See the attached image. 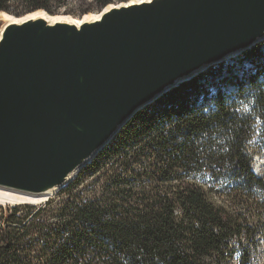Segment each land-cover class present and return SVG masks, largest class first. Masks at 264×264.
<instances>
[{"label": "trees", "instance_id": "obj_1", "mask_svg": "<svg viewBox=\"0 0 264 264\" xmlns=\"http://www.w3.org/2000/svg\"><path fill=\"white\" fill-rule=\"evenodd\" d=\"M114 1L0 0V11L82 16ZM255 63L214 95L194 76L139 110L44 203L0 205V264H228L264 209L246 148L264 122V52Z\"/></svg>", "mask_w": 264, "mask_h": 264}, {"label": "water", "instance_id": "obj_2", "mask_svg": "<svg viewBox=\"0 0 264 264\" xmlns=\"http://www.w3.org/2000/svg\"><path fill=\"white\" fill-rule=\"evenodd\" d=\"M106 7L0 21V188L55 194L144 105L264 38V0Z\"/></svg>", "mask_w": 264, "mask_h": 264}, {"label": "rangeland", "instance_id": "obj_3", "mask_svg": "<svg viewBox=\"0 0 264 264\" xmlns=\"http://www.w3.org/2000/svg\"><path fill=\"white\" fill-rule=\"evenodd\" d=\"M129 1H137V0H125V1L115 0L110 5L119 6L126 4ZM99 12L90 11L87 14H91V13L99 14ZM58 15L69 16L72 19H79L83 16V15L78 16V15L64 14V13H60ZM254 49H261L260 54H258L259 56L263 54L264 38H262L261 40H259L254 45H252L245 51L241 52L240 54H237L238 55L237 57L232 58L234 57L232 56L231 59L228 58V59H224L223 61L216 62L206 67V70L198 73L196 77H198L197 80L201 83L205 94L214 95L216 91H221L222 88L226 89L227 85L235 81V79L233 78L234 76L237 77L240 71L249 68L250 65H252V67L253 65H256L255 60H257L259 56L256 57V55L251 54L252 51L254 52ZM230 79L233 81L228 82L230 81ZM181 83H179L175 87L168 89L166 92L162 93L157 98L144 105L142 107V110L151 109V107L159 103V101L164 97L165 93L178 87ZM248 100L249 101H246V104L244 106V111L246 112L248 111L249 106L251 105V99ZM246 148L248 149L249 152H253L252 163H251L252 171L259 175L264 174V122L262 121L257 122V125L254 127L252 131V136L246 142ZM258 160L259 162H257ZM254 191L259 192V189L254 188ZM0 205H10V204L0 203ZM232 247L234 249V254L230 258L228 264H264V209L259 212V220L257 222V227L255 228L254 232L250 236L243 235L238 242L232 243ZM243 248L247 249L249 252V257L245 261H242L240 259V251Z\"/></svg>", "mask_w": 264, "mask_h": 264}, {"label": "bare ground", "instance_id": "obj_4", "mask_svg": "<svg viewBox=\"0 0 264 264\" xmlns=\"http://www.w3.org/2000/svg\"><path fill=\"white\" fill-rule=\"evenodd\" d=\"M142 1H147V0L129 1L128 3L123 4V5H129L131 3H139V2H142ZM119 6H121V5H119ZM110 7H111V5H108L105 10L109 9ZM40 16H45L49 23H53L55 21H68V22H71V23H75L76 25H80L84 21H93V20L98 19L100 14H92V13L91 14H87V15L85 14L81 19H72L69 16H63V15H61V16H50L49 17V16L44 15V13L41 10H39V11L32 12L30 14H26V15H24L22 17L15 18V17H13L11 15H8V14H6V13L1 11L0 12V21H4L5 23H8V22H18V23H20V22H22V21H24V20H26L28 18H36V17H40ZM248 48H246V49H248ZM246 49H243V50H241L239 52H236V53L228 56L225 59H228V58L231 59L232 56H234L232 58H235V57L238 56L237 54H240L241 52L245 51ZM233 60H236V59H233ZM249 68H252V66L250 65ZM204 70H206V68L201 69V72L204 71ZM186 79H188V78H185V79L181 80V82L185 81ZM257 162H259V160ZM54 192H55V190H53V191H51V192H49L47 194H43L41 196L34 197V196H30V195L23 194V193H20V192H16V191L0 188V203H13L14 204V203L20 202V203H23V204L24 203L41 204V203L45 202V200L47 199V197L50 194L54 195Z\"/></svg>", "mask_w": 264, "mask_h": 264}]
</instances>
